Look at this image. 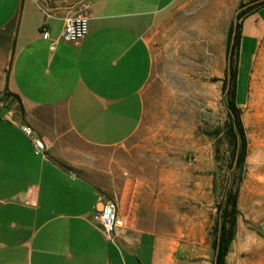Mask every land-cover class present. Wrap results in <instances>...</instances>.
<instances>
[{
	"label": "crops",
	"instance_id": "obj_1",
	"mask_svg": "<svg viewBox=\"0 0 264 264\" xmlns=\"http://www.w3.org/2000/svg\"><path fill=\"white\" fill-rule=\"evenodd\" d=\"M190 2L0 0V264H214L213 251L162 257L151 222L165 212L150 199L146 167L86 150H117L141 128L153 32ZM82 9L88 35L61 41L64 18ZM46 21L54 50L41 36ZM249 21L257 44L264 7L245 19L243 44ZM119 194L126 224L111 238L95 214ZM243 249L236 234L226 264H262Z\"/></svg>",
	"mask_w": 264,
	"mask_h": 264
},
{
	"label": "rangeland",
	"instance_id": "obj_2",
	"mask_svg": "<svg viewBox=\"0 0 264 264\" xmlns=\"http://www.w3.org/2000/svg\"><path fill=\"white\" fill-rule=\"evenodd\" d=\"M263 1L191 0L156 28L141 128L117 150L86 148L104 157L119 155L124 162L135 158L146 167L150 199L165 212L164 220L151 222L162 235V257L213 251L218 205L232 175L226 136L230 92L225 80L232 71L228 34L232 23L243 25ZM251 24L241 46L236 84L247 141L245 164L234 170L235 178L242 179L237 235L244 254L264 264V36L256 44L260 30ZM128 174L126 167L120 169L123 179ZM110 200L118 203L121 196Z\"/></svg>",
	"mask_w": 264,
	"mask_h": 264
},
{
	"label": "trees",
	"instance_id": "obj_3",
	"mask_svg": "<svg viewBox=\"0 0 264 264\" xmlns=\"http://www.w3.org/2000/svg\"><path fill=\"white\" fill-rule=\"evenodd\" d=\"M262 7H264V1L251 9L253 12L248 16L256 13ZM242 17L243 14L240 13L237 19L240 20ZM242 28L243 25L234 22L231 24L228 34L227 57L229 66H232V71H230L232 86L230 90V106H228L229 122L226 126V136L232 147V158L229 165L232 168V175L229 178V185L225 188L223 202L218 205V218L214 228L215 234L212 244L214 264H226V257L237 234L239 186L242 179L238 178L237 180L235 178L236 174L234 170L236 167L242 169L247 157V141L241 118V110L237 107L236 103L238 65L241 57L243 37Z\"/></svg>",
	"mask_w": 264,
	"mask_h": 264
},
{
	"label": "built area",
	"instance_id": "obj_4",
	"mask_svg": "<svg viewBox=\"0 0 264 264\" xmlns=\"http://www.w3.org/2000/svg\"><path fill=\"white\" fill-rule=\"evenodd\" d=\"M47 19L55 17L56 12L45 11ZM89 31V17L86 9L79 10L67 15L64 18V25L61 32L60 40L66 43H79L87 35ZM41 36L43 39L51 40L50 33L48 30V22L46 21L41 27ZM57 41L51 40L50 48L54 50ZM5 95L0 92V105L5 103ZM31 133L30 129H27ZM35 147L39 151L45 149L44 143L40 140L34 141ZM95 220L100 224L102 232L111 238L116 237L119 232L125 228V219L120 216L117 206L112 201H105L101 211L95 214Z\"/></svg>",
	"mask_w": 264,
	"mask_h": 264
},
{
	"label": "flooded vegetation",
	"instance_id": "obj_5",
	"mask_svg": "<svg viewBox=\"0 0 264 264\" xmlns=\"http://www.w3.org/2000/svg\"><path fill=\"white\" fill-rule=\"evenodd\" d=\"M225 83H226L227 92H230L231 86H232L231 77H230V71L226 75Z\"/></svg>",
	"mask_w": 264,
	"mask_h": 264
},
{
	"label": "bare ground",
	"instance_id": "obj_6",
	"mask_svg": "<svg viewBox=\"0 0 264 264\" xmlns=\"http://www.w3.org/2000/svg\"><path fill=\"white\" fill-rule=\"evenodd\" d=\"M262 68H264V63H263V65H262ZM263 82H264V76H263Z\"/></svg>",
	"mask_w": 264,
	"mask_h": 264
},
{
	"label": "water",
	"instance_id": "obj_7",
	"mask_svg": "<svg viewBox=\"0 0 264 264\" xmlns=\"http://www.w3.org/2000/svg\"><path fill=\"white\" fill-rule=\"evenodd\" d=\"M104 205V203H102V206ZM102 210V208L101 209H99V211H101Z\"/></svg>",
	"mask_w": 264,
	"mask_h": 264
}]
</instances>
